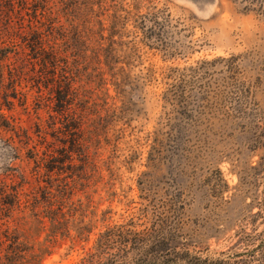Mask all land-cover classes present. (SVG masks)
Listing matches in <instances>:
<instances>
[{
	"label": "rangeland",
	"instance_id": "rangeland-1",
	"mask_svg": "<svg viewBox=\"0 0 264 264\" xmlns=\"http://www.w3.org/2000/svg\"><path fill=\"white\" fill-rule=\"evenodd\" d=\"M54 21L93 38L54 57L81 139ZM163 212L207 264H264V0H0V264H75Z\"/></svg>",
	"mask_w": 264,
	"mask_h": 264
},
{
	"label": "trees",
	"instance_id": "trees-1",
	"mask_svg": "<svg viewBox=\"0 0 264 264\" xmlns=\"http://www.w3.org/2000/svg\"><path fill=\"white\" fill-rule=\"evenodd\" d=\"M41 14H44L43 11L36 6L35 17L38 18ZM52 18L54 19V17ZM40 20L38 19V22H41ZM74 23H71L72 27ZM58 24L59 21H54L49 25L50 33H56L54 36L56 41L50 45L52 56L50 72L54 74V78H58L60 81L59 92L62 94L60 102L65 111L62 112V115L68 120L64 124L68 125L70 129H76L72 133L81 139V129L76 125L77 120L82 119L84 121V118H81L84 115L83 109H80V96L76 94L77 88L75 86L79 77L77 75L78 67L70 66L68 60H66L65 66L58 67L57 62H54L59 60L61 55H58L55 60L54 57L57 55L56 42L58 39H60L62 46L67 47V52L69 48L71 51H76L72 46L77 43L91 44L93 38L91 33L84 35L79 29H65L63 33L60 31L62 29L58 28ZM61 25L63 26V24ZM42 40L39 38L36 43L39 44ZM42 49L43 46L41 45L36 47L37 52ZM116 67L117 65L114 66V68ZM60 68L63 73L55 76L56 71ZM144 78L148 77L145 76ZM74 141L76 140L74 139ZM79 143L82 147L84 141ZM16 197L20 200L19 193ZM155 216L156 218L151 220L149 225L145 222L139 223L134 218L127 222L108 223L98 232L94 245L75 264H207L206 258L193 254L189 239L191 235L187 233V225L184 221L170 220L168 212L156 213ZM259 246L264 247V243ZM32 256L39 259V254L35 251ZM217 264L228 263L221 261Z\"/></svg>",
	"mask_w": 264,
	"mask_h": 264
}]
</instances>
